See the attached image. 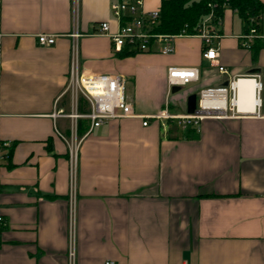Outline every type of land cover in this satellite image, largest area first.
<instances>
[{
    "label": "crops",
    "instance_id": "1",
    "mask_svg": "<svg viewBox=\"0 0 264 264\" xmlns=\"http://www.w3.org/2000/svg\"><path fill=\"white\" fill-rule=\"evenodd\" d=\"M75 1L0 0V141L13 148H0V264H68L72 239L77 264H264V40L242 46L244 20L226 7L213 38L218 60L203 57L199 35L176 36L171 53L126 56L94 32L102 20L117 28V0H77V19ZM160 5L143 0L140 10ZM75 27L80 69L124 75L140 112L184 113L189 94L238 76L261 81V104L253 111L254 80L241 78L239 109L248 112L207 116L199 128L126 116L87 132L81 120L72 187L57 131L70 134V119L52 114L71 108ZM39 33L56 40L42 44ZM170 66L198 67L199 78L172 92Z\"/></svg>",
    "mask_w": 264,
    "mask_h": 264
},
{
    "label": "built area",
    "instance_id": "2",
    "mask_svg": "<svg viewBox=\"0 0 264 264\" xmlns=\"http://www.w3.org/2000/svg\"><path fill=\"white\" fill-rule=\"evenodd\" d=\"M142 5L143 0H117L113 2L111 9L114 18L118 22L117 28L115 30L112 29L110 20H102L95 25L94 32L107 35L112 40L113 46L117 51H121L128 46L129 49L139 52L159 51L163 53H171L175 50L174 39L176 36L199 35L204 43L203 57L212 61L218 60L219 49L213 44V38L214 36H218V34L216 26L211 22L212 14L203 20L195 34L188 33L185 30L179 34H167L154 30L159 22V8L140 10ZM74 16L77 19V0L75 1ZM262 18H264V12L258 18V23L253 22L252 19V25L240 36L242 46L250 48L256 40H264V32L259 27V25L261 26ZM70 35L72 37V64L66 91H69L71 94L72 111L67 113L65 109L58 108L53 112L52 116L54 118L59 116L71 117L70 134H65L59 129L57 131L69 147L72 187L75 184L79 149L83 136L79 134L81 120L89 122L87 132H90L93 128L100 126L109 119L126 116L142 117L144 124H147L153 118H173L185 127L194 126L199 128L200 122L207 116L223 117L243 112L238 108L239 89L235 85L236 80L241 76L229 78L228 85L201 89L194 112L186 111L184 113L173 114L166 109L154 113L140 112L129 95L128 82L124 75L110 72L89 73L80 69L79 37L81 33L75 27ZM1 36L2 33L0 31V57ZM37 38L42 44H52L56 40L55 34L48 33H39ZM219 68L222 71H226L223 65H220ZM198 78V67L170 66L168 68L169 90L174 85H186ZM254 79L256 80V77ZM257 82L256 97L259 99V106L261 104L262 84L261 81ZM10 144V141H0V148L9 146ZM68 264H77L74 239H72L68 251ZM102 264H116V262L112 259H107Z\"/></svg>",
    "mask_w": 264,
    "mask_h": 264
},
{
    "label": "trees",
    "instance_id": "3",
    "mask_svg": "<svg viewBox=\"0 0 264 264\" xmlns=\"http://www.w3.org/2000/svg\"><path fill=\"white\" fill-rule=\"evenodd\" d=\"M226 7H231L241 14L246 29L252 25V19L253 22L258 23V18L264 12L262 0H161L159 22L154 30L167 34H179L185 30L195 34L199 25L210 14H212L211 22L217 30ZM259 27L261 28L260 25ZM137 52L139 51L129 49L128 46L121 50L122 55L126 56ZM85 128L84 121H81L79 133L84 132ZM3 148H8V151L2 155L10 156L12 146H3Z\"/></svg>",
    "mask_w": 264,
    "mask_h": 264
},
{
    "label": "water",
    "instance_id": "4",
    "mask_svg": "<svg viewBox=\"0 0 264 264\" xmlns=\"http://www.w3.org/2000/svg\"><path fill=\"white\" fill-rule=\"evenodd\" d=\"M228 83H229V81L226 80L222 85H228ZM180 89H181L180 85H174V86H172L171 91L176 92ZM197 102H198V94L195 92L189 94L188 99H187V111L188 112H194L196 109V106H197Z\"/></svg>",
    "mask_w": 264,
    "mask_h": 264
},
{
    "label": "bare ground",
    "instance_id": "5",
    "mask_svg": "<svg viewBox=\"0 0 264 264\" xmlns=\"http://www.w3.org/2000/svg\"><path fill=\"white\" fill-rule=\"evenodd\" d=\"M241 78H250V79H253V80H254L255 109H254L253 111H255V110H256V106H258V104H259V99L256 97V86H257L258 82H257L253 77H250V76H247V77L242 76V77H240V78H239L238 80H236V82H235V85H237V86H238V89H239V96H240V86L238 85V81H239ZM222 97H223V96H222ZM222 97H220V98H222ZM237 102H238V108H239V98H238ZM239 110H241V109H239ZM242 111L248 112V111H246V110H242ZM249 112H252V111H249Z\"/></svg>",
    "mask_w": 264,
    "mask_h": 264
},
{
    "label": "rangeland",
    "instance_id": "6",
    "mask_svg": "<svg viewBox=\"0 0 264 264\" xmlns=\"http://www.w3.org/2000/svg\"><path fill=\"white\" fill-rule=\"evenodd\" d=\"M188 87V85H185V86H182V88H181V91L182 90H184V89H186ZM262 95L264 96V91L262 92ZM70 107L71 108H69L70 109V111L69 112H67V113H70L71 111H72V99H71V94H70ZM68 117V116H67ZM69 119H70V125H71V117H68Z\"/></svg>",
    "mask_w": 264,
    "mask_h": 264
}]
</instances>
